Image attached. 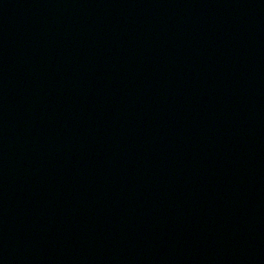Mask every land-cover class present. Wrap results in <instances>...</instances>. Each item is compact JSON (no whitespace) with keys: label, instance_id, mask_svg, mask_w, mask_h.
<instances>
[{"label":"water","instance_id":"obj_1","mask_svg":"<svg viewBox=\"0 0 264 264\" xmlns=\"http://www.w3.org/2000/svg\"><path fill=\"white\" fill-rule=\"evenodd\" d=\"M0 264H264V0H0Z\"/></svg>","mask_w":264,"mask_h":264}]
</instances>
